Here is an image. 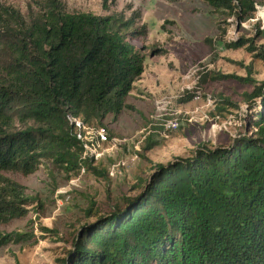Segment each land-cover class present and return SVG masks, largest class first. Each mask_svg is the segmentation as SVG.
<instances>
[{"label":"trees","instance_id":"obj_1","mask_svg":"<svg viewBox=\"0 0 264 264\" xmlns=\"http://www.w3.org/2000/svg\"><path fill=\"white\" fill-rule=\"evenodd\" d=\"M116 1L102 0L103 9ZM201 1L238 21L264 12L254 0ZM132 26L69 13L62 0H31L25 13L0 4V226L26 217L34 201L7 174L29 176L45 160L66 173L96 171L88 145L81 159L83 126L131 108L146 58L127 40ZM247 99L261 112L229 146L202 143L188 158L155 165L133 188L139 193L109 213L89 202L84 215L95 220L79 228L60 264H264V81ZM33 238L12 232L0 246Z\"/></svg>","mask_w":264,"mask_h":264},{"label":"rangeland","instance_id":"obj_2","mask_svg":"<svg viewBox=\"0 0 264 264\" xmlns=\"http://www.w3.org/2000/svg\"><path fill=\"white\" fill-rule=\"evenodd\" d=\"M62 2L69 13L131 20L130 31L137 34H127V40L145 54L144 72L126 99L130 109L102 126H83L81 159L88 145L95 153L88 150V165L96 171L66 173L45 160L29 176L7 174L34 201L26 217L1 225L0 235L34 238L0 246V264H60L79 228L95 220L84 215L89 202L99 215L109 213L139 193L133 188L155 165L188 158L202 143L227 147L261 112L247 96L264 81V12L238 21L211 12L201 0H117L107 10L102 0ZM254 2L255 9L264 7V0ZM30 3L0 0L21 13ZM239 40L241 45L231 46ZM225 100L229 104L222 108Z\"/></svg>","mask_w":264,"mask_h":264}]
</instances>
